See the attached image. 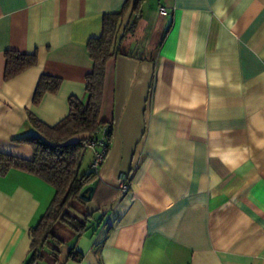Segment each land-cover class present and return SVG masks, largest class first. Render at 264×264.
Returning a JSON list of instances; mask_svg holds the SVG:
<instances>
[{
    "label": "crops",
    "instance_id": "1",
    "mask_svg": "<svg viewBox=\"0 0 264 264\" xmlns=\"http://www.w3.org/2000/svg\"><path fill=\"white\" fill-rule=\"evenodd\" d=\"M126 1L0 0V153L31 159L14 140L38 134L28 114L52 126L69 96L85 100L86 44ZM138 1L106 63L112 132L85 205L99 216L32 264H264V0ZM6 50L37 62L6 80ZM43 74L60 86L34 103ZM53 195L36 175H0V264H26Z\"/></svg>",
    "mask_w": 264,
    "mask_h": 264
},
{
    "label": "trees",
    "instance_id": "2",
    "mask_svg": "<svg viewBox=\"0 0 264 264\" xmlns=\"http://www.w3.org/2000/svg\"><path fill=\"white\" fill-rule=\"evenodd\" d=\"M130 1L132 11H138L139 1L127 0L121 11L103 16L100 35L90 38L86 44L92 59V68L85 75V100L74 95L69 96L67 115L52 126L42 123L33 114H28V119L38 130V134L20 136L14 140L32 147L31 159L0 153V175L11 168L20 169L40 177L54 189L53 198L39 223L29 230L32 239L26 264H32L47 254L54 256L58 246L64 243L68 232L78 237L88 228L91 215L86 212L85 205L94 198L98 188V170L90 168L91 159L89 169L82 170V162L86 150L91 152L92 158L99 144L103 145L105 155L108 152L112 125L100 119L106 63L112 56L121 52L119 43L129 32L121 23ZM4 57L6 80L37 62L36 53L6 50ZM60 82L58 77L41 75L34 94V103H38L46 92H57ZM91 142L94 145L89 149L88 144ZM89 186L93 189L90 199H87L81 193ZM48 248L50 250H47ZM69 254L78 259V255L71 249Z\"/></svg>",
    "mask_w": 264,
    "mask_h": 264
},
{
    "label": "built area",
    "instance_id": "3",
    "mask_svg": "<svg viewBox=\"0 0 264 264\" xmlns=\"http://www.w3.org/2000/svg\"><path fill=\"white\" fill-rule=\"evenodd\" d=\"M159 12L162 15H166L168 12L164 7H160ZM92 143V142H91ZM89 143V144H91ZM94 144L92 143V146ZM104 155H105V149L103 147L102 144H99V148L97 150H94L92 158H91V163H90V168L93 169L94 171H97L101 162L104 159ZM119 189L123 192L126 193L128 191L129 188V175L128 173H120L119 175Z\"/></svg>",
    "mask_w": 264,
    "mask_h": 264
},
{
    "label": "rangeland",
    "instance_id": "4",
    "mask_svg": "<svg viewBox=\"0 0 264 264\" xmlns=\"http://www.w3.org/2000/svg\"><path fill=\"white\" fill-rule=\"evenodd\" d=\"M92 143L91 144H88V148L89 149H92ZM91 154H90V151L89 150H86V154H85V157H84V160H83V162H82V170H87V168H88V164H87V162H88V158H89V156H90ZM85 210H86V208H85ZM87 212V211H86ZM99 215H98V213H97V211H94V213H93V217L91 218V219H89L88 220V225H90L91 223H93L95 220V218L97 219V217H98Z\"/></svg>",
    "mask_w": 264,
    "mask_h": 264
},
{
    "label": "water",
    "instance_id": "5",
    "mask_svg": "<svg viewBox=\"0 0 264 264\" xmlns=\"http://www.w3.org/2000/svg\"><path fill=\"white\" fill-rule=\"evenodd\" d=\"M93 187L92 186H89L87 187L86 189L83 190V192L81 193L82 196L86 197L87 199L90 198V193L92 191Z\"/></svg>",
    "mask_w": 264,
    "mask_h": 264
}]
</instances>
